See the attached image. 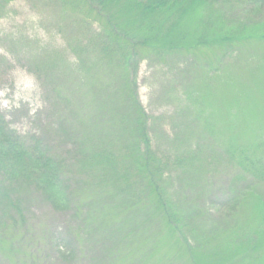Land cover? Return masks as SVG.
Listing matches in <instances>:
<instances>
[{"label": "trees", "instance_id": "16d2710c", "mask_svg": "<svg viewBox=\"0 0 264 264\" xmlns=\"http://www.w3.org/2000/svg\"><path fill=\"white\" fill-rule=\"evenodd\" d=\"M10 1L0 0V12ZM28 1L32 7L52 9L59 31L68 36L60 51L46 53L49 46L41 50L39 68L53 72L61 66L64 52H72L74 71L82 80L74 87L80 95L90 92L93 107L80 118V126H56L62 140L56 151L40 135L30 141L11 131L0 115V247L4 241L15 247V237L8 234L19 232L27 222L24 217L37 192L58 209H72L83 222L77 232L86 229L109 247H127L138 237L153 245L167 230L184 249L185 264H264V216L254 224L246 216L243 222L240 214L251 197L264 204V142L257 152H249L224 141L205 118L197 124L201 112H192L194 101L189 106L184 102L185 97L198 98L190 89L177 96L184 103V120L170 138L168 151L153 149L149 121L135 88L137 63L152 56H186L187 64L210 72L211 63L198 57L201 49L223 45L228 57L238 54L236 49L242 51L241 39L232 35L190 46L183 37L178 42L194 8L205 4L211 19L220 18L229 26L264 25V16L252 19L259 18L264 0ZM71 173H78L75 183ZM221 175L227 177V185L214 188L212 182ZM206 195L217 203H207ZM99 216L112 219L98 227ZM89 228L94 233L89 234Z\"/></svg>", "mask_w": 264, "mask_h": 264}, {"label": "rangeland", "instance_id": "374dc122", "mask_svg": "<svg viewBox=\"0 0 264 264\" xmlns=\"http://www.w3.org/2000/svg\"><path fill=\"white\" fill-rule=\"evenodd\" d=\"M198 7L185 18L177 41L183 37L184 44L190 46L203 39L220 40L232 35L241 39L242 51L239 53L236 49L238 54L228 57L223 45L201 49L198 57L211 63L210 72L197 70L191 63L187 64L186 56L176 54L167 60L152 56L137 63L135 88L149 121L152 148L165 153L168 151L170 138L177 134L178 126L184 120L181 112L184 103L177 96L182 91L189 94L188 91L194 90L198 98L187 100L185 97L184 102L189 106L194 101L192 112H201L197 124L206 119L216 127L214 131L220 133L224 141L236 142L249 152H257L256 147L264 142V25L229 26L220 18L211 19V11L205 4ZM215 11L218 12L216 7ZM53 14L52 9L32 7L28 0H11L0 12V115L11 131L30 141L33 136L40 135L56 151L55 146L62 141L59 133L54 131L56 126L59 129L61 126L62 130L80 126V118L88 116L87 111L93 107V102L90 92L80 95L76 86L82 80L74 71L75 55L72 52H64L62 67L53 72L48 67L39 68V53L45 46L50 47L46 53L58 52L68 40L66 33L59 31ZM257 15L259 18L252 19L260 21L264 9ZM83 90L86 92L85 88ZM64 145L66 143L61 147ZM67 145L71 147V143ZM76 177L78 173H71L70 181L75 183ZM173 178L180 183L175 173ZM226 179V176H218L212 185L214 188L227 185ZM32 197L31 208L24 217L27 222L18 228L19 232L8 234L15 237V247L6 241L0 247V264L186 262L184 249L167 230L160 232L153 245H145L143 238L138 237L127 247L121 244L109 247L97 239L98 235H88L86 229L77 232L82 221L72 209H58L52 204L53 200L45 199L37 192ZM251 198L245 201L241 220L245 222L246 216L255 220L254 224L260 223L264 204L256 197ZM205 201L217 203L214 197L207 195ZM111 219L110 216H99L97 226ZM91 230L89 234L94 233ZM22 232L27 238H23ZM76 234H80V241ZM199 258L202 259L201 256Z\"/></svg>", "mask_w": 264, "mask_h": 264}]
</instances>
